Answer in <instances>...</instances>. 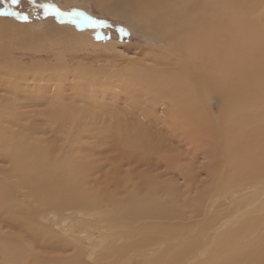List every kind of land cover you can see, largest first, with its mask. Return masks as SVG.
Returning <instances> with one entry per match:
<instances>
[{
    "label": "bare ground",
    "instance_id": "obj_1",
    "mask_svg": "<svg viewBox=\"0 0 264 264\" xmlns=\"http://www.w3.org/2000/svg\"><path fill=\"white\" fill-rule=\"evenodd\" d=\"M121 1L125 16L168 45L152 49L159 69L124 74L126 90L148 96L136 98L147 108L141 119L159 125L160 107L165 130L212 137L202 102L217 93L225 161L215 162L211 185L193 198L190 170L173 161L170 169L187 176L180 189L149 170L121 180L90 160L99 148L87 146L90 133L72 134L87 112L64 102L65 84L48 96L34 69L0 68V94L8 96L0 100V162L7 165L0 168V264H264V0ZM45 101L53 105L41 113ZM137 111L116 118L112 137L118 151L143 163L161 137L140 124ZM41 117L47 132L66 135L71 153L41 140ZM67 252L74 254L61 255Z\"/></svg>",
    "mask_w": 264,
    "mask_h": 264
},
{
    "label": "rangeland",
    "instance_id": "obj_2",
    "mask_svg": "<svg viewBox=\"0 0 264 264\" xmlns=\"http://www.w3.org/2000/svg\"><path fill=\"white\" fill-rule=\"evenodd\" d=\"M99 1L52 0L62 9L77 7L98 18L107 19L114 25L111 29L101 30L102 35L109 37L107 40H97L95 32L91 28H78L68 22L62 24L54 17H33L29 22H19L14 17L0 16V68L18 65L27 69L31 75L35 74L31 72V69H34L41 76V82H39L41 83V91H44L46 95L48 92L45 93L43 87L46 86V91L50 90L48 96L52 95L51 90L55 89V85L61 87L65 84L64 102L73 103V105L81 107L87 112V117L79 116V124L72 134L75 133L78 137L79 133L77 132L80 129L90 133L91 138L85 139L87 144L91 142L87 146L97 147L99 145L97 153H94L90 160L100 164L103 167V172L109 173L115 169L119 171L118 175L121 180H124L128 172L137 170L142 173L149 170L151 177L157 178L159 176L162 180L167 179L165 181L179 186L180 189L186 184L187 176L180 175L182 174L180 169L171 170L176 166L175 163H178L184 169L190 170H188L190 178H192L190 188L193 189L190 197L193 198L211 185L212 179L208 172L209 169L217 161L224 162L227 156L225 155L227 154V140L223 113L224 99L217 93L210 92L208 94L207 92L202 102V111L204 110L202 113L205 119L203 123H207L211 127L209 128L213 131L212 137L204 134L200 137H193L188 130L176 131L175 133L165 130L164 117L166 114L160 107L157 108L156 113V117L160 118L156 119L159 125L153 127L149 122L142 120L141 117L147 108L146 105L141 106V103H137L136 98L140 97L139 99L146 100L148 96H145V93L138 87L132 89L131 86L130 89L126 90L125 83H129V81L124 74L130 73L134 69L142 70L146 66L159 69L156 62H152V49L154 51L155 48L157 50L160 48L159 51H161L168 45L159 43V40L150 34L151 32L146 31L141 21L125 16L122 12L124 11L123 8H120L121 0ZM3 6L4 2L0 0V7ZM14 10L30 12L31 4L29 0H22L21 5L15 6ZM116 25L128 28L132 35L127 38H120L115 30ZM44 94L41 93V96ZM0 96V100L8 97L3 91ZM84 97H92L93 99L89 98L88 101V98L85 99ZM138 98L137 100H139ZM45 103L46 101L44 104L41 103L43 104L41 105V113L46 109H51L53 105L50 101ZM26 104H28L26 109L33 112L36 106H31L30 103ZM163 109L165 108L163 107ZM136 111L140 124L144 121L148 132L153 133L158 138L161 137L159 151L154 155L152 154L150 159H144L143 161L146 162L143 163L138 160L135 162L132 156L127 155L129 152L126 150L124 152L122 149V153L121 150L118 151L117 141L112 137L117 134L115 130L116 118L124 113L129 114L128 117L130 118V114L132 115L133 112L136 116ZM132 122L136 125L135 120ZM209 128L207 126L206 130ZM41 129V140L49 141L52 145L57 143L56 145L60 147V155L71 153V146L64 137L66 135L58 134L61 135V138L57 139L58 135L47 132L46 122L42 117ZM171 161H173V168L168 165ZM4 165L0 162V168L7 167ZM217 184L221 183L217 182ZM2 232L8 234L15 231L4 229ZM37 253L41 255V250ZM68 254L69 256H66ZM72 254L74 252L61 255L70 257ZM61 255L59 254V256Z\"/></svg>",
    "mask_w": 264,
    "mask_h": 264
},
{
    "label": "snow or ice",
    "instance_id": "obj_3",
    "mask_svg": "<svg viewBox=\"0 0 264 264\" xmlns=\"http://www.w3.org/2000/svg\"><path fill=\"white\" fill-rule=\"evenodd\" d=\"M4 6L0 7V16L14 17L19 22H29L33 17L48 18L54 17L60 23H71L78 28L88 27L94 30L95 38L97 40H107L108 36L102 35L101 30L111 29L114 25L107 19L98 18L84 9L72 7L69 9H62L52 0H29L31 4V11H15L14 7L19 6L22 0H3ZM115 30L120 38H127L132 35L131 31L120 25L115 26Z\"/></svg>",
    "mask_w": 264,
    "mask_h": 264
}]
</instances>
